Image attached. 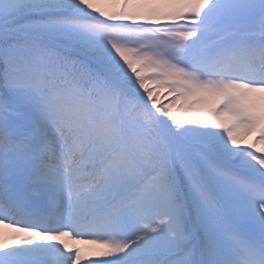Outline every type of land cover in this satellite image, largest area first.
<instances>
[{
	"label": "snow or ice",
	"instance_id": "obj_1",
	"mask_svg": "<svg viewBox=\"0 0 264 264\" xmlns=\"http://www.w3.org/2000/svg\"><path fill=\"white\" fill-rule=\"evenodd\" d=\"M264 264V0H0V264Z\"/></svg>",
	"mask_w": 264,
	"mask_h": 264
},
{
	"label": "rangeland",
	"instance_id": "obj_2",
	"mask_svg": "<svg viewBox=\"0 0 264 264\" xmlns=\"http://www.w3.org/2000/svg\"><path fill=\"white\" fill-rule=\"evenodd\" d=\"M83 264H88V262H87V261H85Z\"/></svg>",
	"mask_w": 264,
	"mask_h": 264
},
{
	"label": "bare ground",
	"instance_id": "obj_3",
	"mask_svg": "<svg viewBox=\"0 0 264 264\" xmlns=\"http://www.w3.org/2000/svg\"><path fill=\"white\" fill-rule=\"evenodd\" d=\"M84 263V262H83Z\"/></svg>",
	"mask_w": 264,
	"mask_h": 264
}]
</instances>
